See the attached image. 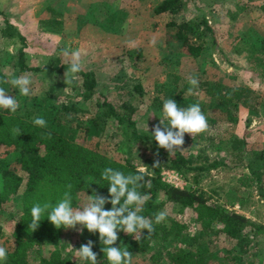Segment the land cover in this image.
Returning <instances> with one entry per match:
<instances>
[{
	"label": "trees",
	"instance_id": "16d2710c",
	"mask_svg": "<svg viewBox=\"0 0 264 264\" xmlns=\"http://www.w3.org/2000/svg\"><path fill=\"white\" fill-rule=\"evenodd\" d=\"M185 2V0H158L153 5V11L155 13L166 12L171 15L165 22L166 42L177 44L181 53L198 55L206 40L204 39L205 30L211 32L212 28L204 16L200 19L177 20L176 15L182 11L186 5ZM237 4L239 9L246 6L244 2L237 1ZM260 6L264 9V0ZM47 8L52 14L40 19V26L48 31H62L61 11H57L50 5H47ZM230 14L234 18L237 11H232ZM114 17L121 20L122 12L107 13L99 26L108 25L116 28V25L113 27L111 24ZM1 34L10 37L13 42H20L16 54H13L18 70L44 68L29 65L26 62L24 56L26 37L6 16L4 25L1 27ZM241 39L242 45L236 49L245 51V58L250 68L264 77V33L256 32L255 34L249 33V35L244 33ZM139 54L140 51H138ZM51 67L60 71L68 69L69 63L62 62L60 65L54 63ZM78 74L82 77L79 94L83 101L92 99L96 92L98 93L96 111L90 116L83 117L82 113L85 108L80 101L69 97L53 96L51 92V88L52 90L55 88L53 83L45 96L33 95L29 105L19 104L15 113L0 108V143L13 145L16 151L13 161L0 157V206L1 202L11 194H15L20 203L17 213L14 214L16 217L12 240L5 247L8 258L2 264H78L68 255L62 254L57 247L44 252L42 243L56 239L62 232V228L56 229L45 217L39 227L31 231L28 228L31 220L30 210L36 203L55 204L63 197L64 192L69 190L67 188L69 184L72 186L70 192L73 207H79L80 201H86V195H91L93 189L101 195L108 196V182L101 178L103 170L107 167L122 171L126 175L136 173L139 167L133 160L131 144L123 149L124 143L120 142L115 147L119 154L113 156L109 154L107 148L103 147L99 138L101 134L96 135L98 137L93 145L87 143L86 140L92 133L104 127L108 118L123 129L129 128L133 141H138L144 147L155 149L156 154L158 151L157 157H145L144 186L139 189L142 195L146 194L150 197L139 214L153 221L154 230L151 233L142 230V236L138 240L120 231L118 232L119 238L113 246L125 239V248L128 251L149 253L153 264L161 259L165 262L167 259L169 264H211L212 262L214 264H256V261L260 264L261 259L255 257L260 252V247L255 245L257 243L255 238L257 233L264 232L262 223L236 209L208 202L201 189L198 190L191 186L179 187L164 180L161 175L162 167H169L186 174L189 170L207 171L219 161L213 159L210 162L195 163L190 155L182 152L168 153L163 148L157 150L151 132L140 130L136 125L137 121L133 114L137 106L131 98L114 100L106 93L100 92L97 89V78L92 70L83 68ZM170 75V79L163 81L158 86L157 93L151 96V105L162 109L163 102L168 98L173 99L179 107H188L198 103L205 117L209 116V110H213L221 112L230 120H235L233 110L239 105L247 108L250 113L260 110L259 91L249 85L220 79H200L198 87L194 89H201L207 96V98H200L192 93L184 95L185 90L192 86L188 82L189 79L175 72ZM0 87H3L6 92L11 90L5 79V72L1 69ZM133 88L141 94L142 86L139 81L133 84ZM37 117L44 118L47 121V127L36 126L33 120ZM210 118L213 119L211 116ZM16 129L20 130L18 136ZM49 132L51 138L47 136ZM244 147V137L233 135L230 152L236 158L234 162L244 159ZM250 154L251 158L246 161L245 166L251 176L257 182H261V172L264 171V153L262 149H258L252 150ZM157 160L159 165L153 167ZM251 182L250 176L245 173L241 174L237 179V184L228 192L231 200H236L243 205L244 196L248 192L246 188L251 185ZM259 189L264 194L261 185ZM166 202H172L175 207L191 206L201 224L198 233L189 237V241H183V244L180 241L173 247L165 241L171 235L182 233L179 228L180 222L166 212L165 220L155 223L156 214L161 211L165 212ZM104 207L110 209L111 204L106 203ZM216 224H220L219 227H216ZM220 231L228 239H235L234 244L221 251L216 247H211L212 239L209 238L213 233ZM82 232L81 245L92 240V250L97 253L98 264L108 262L101 251L103 245L99 241L98 233H89L87 229ZM2 234L3 230L0 225V236ZM157 243L160 248L155 247ZM79 264H86V262L81 261Z\"/></svg>",
	"mask_w": 264,
	"mask_h": 264
},
{
	"label": "rangeland",
	"instance_id": "374dc122",
	"mask_svg": "<svg viewBox=\"0 0 264 264\" xmlns=\"http://www.w3.org/2000/svg\"><path fill=\"white\" fill-rule=\"evenodd\" d=\"M157 1L0 0V11H3L0 12V69L5 72L6 80L8 73L15 76L26 74L32 80V95L22 96L10 83L11 90L7 95L15 97L19 104L29 105L33 95L45 96L53 83L55 87L53 90L51 88L53 96L80 101L85 108L83 117L90 116L96 111L98 93L96 92L92 99L83 101L79 94L81 75L77 74L71 83H68L64 79V73L68 69L56 71L51 67L54 63L60 65L62 62H68V57L64 55L65 50L69 52L79 50L83 68L92 70L97 78V89L114 100L131 98L137 106L133 114L137 121L136 125L144 131L147 125L148 131L151 132L153 126L162 118V109L151 105L150 98L157 93L158 86L163 81L170 79L172 72L186 79L190 77L198 80L220 79L249 85L259 91L261 101L259 112L250 113L247 108L239 105L233 110L235 120H230L219 111L209 110V116H206L208 129L194 137L186 133L181 149L176 150L190 155L195 163L210 162L213 159L219 163L207 171L189 170L186 174L162 167L161 175L164 180L179 187L191 186L201 189L208 202L236 209L264 225V194L259 189L261 185L264 192V171L261 172V182H257L245 166L246 161L251 158L252 150L262 149L264 153V77L250 68L245 51L236 49L242 45L241 36L244 33L248 35L264 33V9L260 6L262 0H185L186 5L176 15V19H200L204 16L212 28L211 32L205 30L206 40L198 55L181 53L177 44L166 42L165 22L171 15L166 12L155 13L153 5ZM237 1L246 3V6L239 9ZM47 5L61 11L62 31H48L40 26V19L52 14ZM119 11L122 12V19L114 17L111 23L113 27L116 25V28L108 25L99 26L107 13L115 14ZM230 11H237L234 18L231 17ZM5 16L26 37L27 43L24 46L26 62L44 68L18 70L13 54H16L20 42H13L10 37L2 36L1 27L4 25ZM153 39L154 45L150 44ZM129 41L135 42L136 47H130ZM136 81L141 83V94L133 90ZM189 88L192 86L185 90L184 95L192 93L200 98H207L201 89L189 92ZM98 133L101 134L99 138L103 147L108 149L110 155L119 154L115 147L120 142L124 143L123 149L131 144L132 157L139 168H145V157H157L155 149L133 141L129 128L123 129L110 118L103 128L92 133L86 140L87 143L93 145ZM233 135L243 136L245 141L244 159L239 162H234L235 157L230 152ZM15 154L13 145L0 143V157L13 161ZM160 159L163 161L162 157ZM243 173L250 176L252 182L246 188L248 192L241 205L238 201L231 200L228 192L237 184L238 177ZM84 202L80 201L79 206ZM19 204L15 194L9 195L1 202L0 225L3 234L0 236V246L6 247L12 240L16 217L14 214L17 213ZM164 208L165 212L181 224L179 228L182 233L171 235L165 241L171 247L178 245L180 241L182 244L183 241H189V237L198 233L201 224L191 206L175 207L172 202H166ZM219 225L216 224V227ZM82 233L62 228L56 239L42 243L43 250L48 252L57 247L62 254L68 255L79 264L81 260L76 256V249L81 246ZM209 238L212 239L211 247H216L220 251L229 248L235 242V239H228L222 231L213 233ZM255 239H257L255 245L260 247V252L255 257L261 259L260 264H264V232L257 233ZM125 242V239L120 241L116 247L125 248ZM157 246L158 243L155 244V247ZM131 253V264L136 262L153 264L149 253ZM156 264L169 263L167 259L166 262L161 259Z\"/></svg>",
	"mask_w": 264,
	"mask_h": 264
},
{
	"label": "clouds",
	"instance_id": "9594fccd",
	"mask_svg": "<svg viewBox=\"0 0 264 264\" xmlns=\"http://www.w3.org/2000/svg\"><path fill=\"white\" fill-rule=\"evenodd\" d=\"M150 44L154 45L155 39L151 40ZM129 46L135 48L136 44L129 41ZM64 55L68 57L69 63V68L64 73V79L71 83L72 79L83 70L81 52L65 50ZM7 76V82L13 88L18 89L22 96L32 95V80L29 75L15 76L13 73H8ZM188 82L192 85L189 92L198 87L199 81L195 77H190ZM0 108L7 109L12 113H15L19 108L16 98L7 95L3 87H0ZM33 123L41 128L47 127V121L42 117L35 118ZM207 129L206 117L198 103L188 107H179L173 99L168 98L163 102L162 118L157 125L153 126L151 136L156 142L157 150L163 148L168 153H172L181 149L186 133L194 137ZM15 131L18 136L20 130L16 129ZM146 131L148 132L147 125ZM47 136L51 138V133L49 132ZM158 165L159 161L157 160L153 167ZM145 175V168H138L136 173L126 175L122 171L107 167L103 170L101 178L108 182V196L101 195L93 189L91 195L85 194L86 201L79 207H73V198L70 192L72 186L69 184L67 186L69 190L65 191L63 197L55 204L45 202L32 206L28 228L35 231L42 219L46 217L56 229H74L80 232L87 229L89 233H98L99 241L103 245L101 251L105 254L108 264H131L132 253L127 248L113 245L117 242L120 231L138 240L142 236V230H147V233L154 230L153 221L139 214L150 199L148 195H142L139 191L144 186ZM106 203L111 204L110 209H105ZM165 218L166 212L161 211L156 214L155 223L163 222ZM92 248L93 241L88 240L87 243L76 249V256L86 264H98L97 253ZM7 258V249L0 246V264Z\"/></svg>",
	"mask_w": 264,
	"mask_h": 264
}]
</instances>
